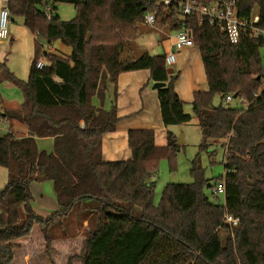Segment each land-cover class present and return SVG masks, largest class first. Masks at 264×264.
Masks as SVG:
<instances>
[{"label":"trees","instance_id":"1","mask_svg":"<svg viewBox=\"0 0 264 264\" xmlns=\"http://www.w3.org/2000/svg\"><path fill=\"white\" fill-rule=\"evenodd\" d=\"M58 2L72 4L76 16L61 20ZM238 5L242 19L258 16L256 26L264 28V0H238ZM46 7L53 14L50 20ZM8 8L11 19H22L34 36V57L27 81L0 63V83L12 81L23 91L27 126L22 137L13 126L0 137V166L8 170L0 190V264H13L15 242L29 237L35 225L50 250L54 230L76 234L73 220L88 227L82 264H264V37L242 35L233 44L217 26L200 23L197 13L182 15L177 5H157V0H9ZM147 12L156 13L157 27L188 30L199 47L208 89L194 92L192 113L176 92L179 73H168L165 55L124 58ZM57 41L70 48L67 56L48 50ZM40 60L45 61L42 68L37 67ZM139 70H149L154 82L167 83L158 89L165 127L194 118L202 132L200 150L221 141L224 174L215 184L194 163V182L167 184L155 205L152 178L161 160L174 169L181 149L171 131L161 146L153 130H131L132 158L104 160V136L120 121L115 105L105 108L106 95L113 85L116 99L118 77ZM235 94L242 106L225 104ZM19 115L0 109L3 122ZM40 138L53 139L52 152L39 149ZM45 181L52 182L58 203L48 217L32 205L31 184ZM222 182L220 204L206 195L205 187ZM227 215L239 223L232 226Z\"/></svg>","mask_w":264,"mask_h":264},{"label":"crops","instance_id":"2","mask_svg":"<svg viewBox=\"0 0 264 264\" xmlns=\"http://www.w3.org/2000/svg\"><path fill=\"white\" fill-rule=\"evenodd\" d=\"M20 21L23 24V20L20 19ZM22 24L13 25L11 28V39L0 42V63L4 64L7 70L16 78L21 81H27L34 57V36ZM175 34L176 32L173 31L170 33H164L165 36L163 40H161L162 46L160 47L164 50L162 54H155L157 52L145 53H149L150 55H166L172 49ZM22 49H25L24 56L26 54V59L22 57ZM55 49L56 48L53 44L48 47L50 52H54ZM63 50L65 51L66 49ZM66 53L68 52L66 51ZM130 55L131 53H125L124 58H134L136 56L134 54ZM28 58L30 59L29 61H27ZM0 70L1 72L4 71L1 68ZM174 73H179V79L175 84L176 92L181 100L187 104L186 109L188 113H192L191 104L194 92L205 91L208 89L205 69L197 45L186 47L177 53ZM0 77L3 78L2 73L0 74ZM3 81L10 82L11 84L14 83L9 80ZM156 83H161L160 87H164L167 84L151 80L149 70H139L122 73L118 77V96L116 99L113 95L114 86L112 85L110 87L104 101V106L105 108L110 109L115 105L120 121L114 132L108 133L104 136L102 149L105 161H125L132 158V153L128 145V134L131 130H153L155 132V142L157 145L161 146L167 143L168 131H171L176 135L177 132L174 131V127L171 126L167 128L164 126L158 97V89L160 87H154ZM24 103H19L16 100H7L6 103H4V106H2L1 109L2 112L17 111L20 112V115L19 117L9 119L7 125H4L5 123L0 119V124L4 123L3 125L5 126V129L0 127V133H8L9 127L13 126L17 137H22L27 134V126L22 119L26 110ZM93 103L96 106L101 104L97 97L93 99ZM37 142L40 150L48 152L53 151L52 138H40ZM215 143L220 145L221 141H215ZM48 183L49 185H44ZM45 186L50 189L45 190L50 192L51 198L46 197L47 199L41 207H44L47 209V212H50L44 214L45 216H42V214V217H48L58 209V203L54 194L52 182H33L31 184V189L33 188V190L41 192V188H45Z\"/></svg>","mask_w":264,"mask_h":264},{"label":"rangeland","instance_id":"3","mask_svg":"<svg viewBox=\"0 0 264 264\" xmlns=\"http://www.w3.org/2000/svg\"><path fill=\"white\" fill-rule=\"evenodd\" d=\"M50 2L53 3L54 0H50ZM56 14L60 16L61 20L69 21L76 16V10L70 3L58 2L56 4ZM15 24H22L20 18L12 20L10 28ZM165 32L170 33L172 31L169 28H160L155 25H149L146 22L139 24L138 37L130 42L129 48L125 53L136 55L135 57L132 56L134 58H138L139 54L141 56V54L145 52H157L155 54H162L164 50L160 47L162 46L161 40H163ZM53 46L56 48L54 52L62 56H67V54L71 52L69 47L64 46L58 41L54 42ZM63 49L66 50L64 51ZM24 51L25 49H22V57L26 59ZM66 51L68 53H66ZM261 56L264 65V46L261 48ZM29 60L28 58L27 61ZM1 73L3 74L0 70V74ZM0 94V109H2V106H4L7 100H16L19 103H24L25 101L23 91L16 83L11 84L10 82L2 81L0 83ZM220 103L221 98L216 96L214 105L218 106ZM229 105L232 107L242 106L238 98L234 99ZM186 106L187 104H185V110L188 112ZM3 124L1 123L0 127L5 129L4 125L7 124ZM172 127H174V131L177 132L178 141L180 137H182L181 139L183 141L181 142V149L176 156V165L174 169L170 168L168 161L165 159L161 160L159 164L158 172L153 178L156 186L154 195L155 205L159 203L163 189L167 184H191L194 182V177L191 174L194 163L202 167L205 178L210 180L212 185L215 184L216 178L224 174L223 161L225 151H223L221 145H217L215 141H213V144L210 145L208 149L200 150L199 146L202 140V132L196 119L193 118V120L187 124ZM5 134L6 132L0 133V137ZM7 181L8 170L0 166V190L5 188ZM44 185H49V183ZM46 187L47 186L41 188V192L35 191L33 188L31 189L33 194V208L39 215L43 214L42 216L50 212H47V209L41 207L47 198H51L50 192L46 191L50 189ZM205 193L214 202L220 204L224 202V196L221 194L214 196L211 188L205 187ZM137 210H139V208H137ZM64 221L65 220L62 222ZM72 223V227L75 229L76 234L72 237L71 234V236L69 234L63 235L58 229L54 230L53 232H55L56 239L52 242L50 250L47 248V243L45 242L40 226L35 225L29 237L19 239L15 242L16 248L14 249L13 264H82L80 254L84 246L85 233L88 227L86 222L84 226H79L75 220H73Z\"/></svg>","mask_w":264,"mask_h":264},{"label":"built area","instance_id":"4","mask_svg":"<svg viewBox=\"0 0 264 264\" xmlns=\"http://www.w3.org/2000/svg\"><path fill=\"white\" fill-rule=\"evenodd\" d=\"M9 0H0V42L11 39L12 31L10 24L12 22L11 14L8 8ZM157 5L171 7L177 5L182 15H190L197 13L200 17V23L207 22L211 26H217L224 33L231 43L240 42L242 35H249L253 39L264 37V28L257 27L259 21L258 16H254L251 20L242 19L239 16L238 0H221L220 3L204 4L200 0H157ZM45 14L50 20L53 17L50 7H46ZM145 22L149 25H155L156 13L147 12ZM194 45L193 38L188 30L182 29L176 32L172 49L165 55V63L167 67L175 65L177 53L186 47ZM45 61L40 60L37 64L38 68H42ZM264 85V82H263ZM234 100L232 95L225 99V104H229ZM7 124V121H4ZM226 152L224 153V156ZM212 194L225 195L224 182L212 189ZM225 221L232 226L239 223L238 218L230 215L225 216Z\"/></svg>","mask_w":264,"mask_h":264},{"label":"water","instance_id":"5","mask_svg":"<svg viewBox=\"0 0 264 264\" xmlns=\"http://www.w3.org/2000/svg\"><path fill=\"white\" fill-rule=\"evenodd\" d=\"M168 73H170V74H174V66H172V67H170L169 69H168ZM161 86V83H156L155 85H154V87H160ZM238 97V95L237 94H235L234 95V98H237ZM182 137H180V139H179V143H181L183 140L181 139Z\"/></svg>","mask_w":264,"mask_h":264}]
</instances>
